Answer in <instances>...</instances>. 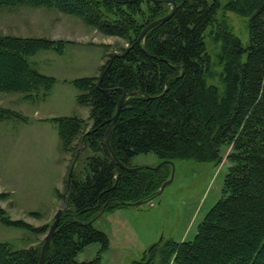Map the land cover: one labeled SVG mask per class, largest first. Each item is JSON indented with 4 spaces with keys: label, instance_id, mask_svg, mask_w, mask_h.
I'll list each match as a JSON object with an SVG mask.
<instances>
[{
    "label": "trees",
    "instance_id": "1",
    "mask_svg": "<svg viewBox=\"0 0 264 264\" xmlns=\"http://www.w3.org/2000/svg\"><path fill=\"white\" fill-rule=\"evenodd\" d=\"M174 6L169 20L135 44L146 25ZM19 7L54 9L128 44L107 56L98 76L69 82L78 92L76 102L89 108L88 130L74 115L47 120L74 164L65 189L67 208L44 264H101L99 254L91 261L75 260L89 244L99 243L101 251L108 247L107 236L91 219L102 210L150 202L170 177L168 164L128 171L134 156L221 163L223 151L229 167L222 198L194 238L154 244L132 264H264V0H227L222 7L244 21L246 45L231 25L218 20L220 0H0V11ZM207 37L217 46L214 56L207 51ZM67 44L0 35V93L22 94L29 102L44 99L55 78L39 73L28 58L41 50L60 54ZM123 93L127 97L108 133L121 168L104 136ZM6 120L25 118L0 107V121ZM0 222L45 232L11 221L1 207ZM42 243L14 249L0 242V264H39Z\"/></svg>",
    "mask_w": 264,
    "mask_h": 264
},
{
    "label": "rangeland",
    "instance_id": "2",
    "mask_svg": "<svg viewBox=\"0 0 264 264\" xmlns=\"http://www.w3.org/2000/svg\"><path fill=\"white\" fill-rule=\"evenodd\" d=\"M226 1L220 0L217 18L231 25L246 45L244 21L232 13H223ZM83 24L75 17L43 7L0 11V34L75 39L74 46L67 45L62 54L41 50L28 58L32 67L56 81L41 102L30 103L22 94L0 93V107L25 118L0 121V207L11 221L20 220L45 230L34 234L0 222V242L14 249L40 244L57 210L67 208L65 186L72 153L61 148L55 125L44 118L75 115L85 121L88 130L89 108L75 101L77 91L68 81L98 76L97 69L109 54L128 47L121 38L87 33L92 31ZM206 44L214 56L217 46L208 37ZM225 158L223 151L221 163L174 161L173 180L161 195L139 206L105 213L92 223L93 228L107 236L108 247L101 251L99 243L89 244L76 255V262L91 261L99 254L101 264H132L140 261L154 244L191 241L205 215L222 198L229 167ZM159 163L153 154L136 155L130 162L132 167L149 168Z\"/></svg>",
    "mask_w": 264,
    "mask_h": 264
},
{
    "label": "water",
    "instance_id": "3",
    "mask_svg": "<svg viewBox=\"0 0 264 264\" xmlns=\"http://www.w3.org/2000/svg\"><path fill=\"white\" fill-rule=\"evenodd\" d=\"M175 11H176V6L173 7L172 11L168 15H166V16L160 18V19L154 20V21L150 22L148 25H146L143 28V30L141 31V33L139 34L138 38L136 39L135 44L140 45V43L142 42L144 36L146 35V33L150 29H152V28H154V27H156L158 25H161L165 21L169 20L173 16V14L175 13ZM100 80H101V77L99 78V82H100ZM126 97H127V94L126 93H123L122 96H121V98L119 99V102H118L117 108H116V112H115L113 118L111 119L110 124H109V126H108V128L106 130L105 136H104V146H105L106 150L109 152V154L111 156V159L114 162V164L116 166H118V167H121V168H124V166L117 160V158L114 156V154H113V152H112V150H111V148L109 146V143H108V133H109L112 125L116 121L117 116H118V114L120 112L121 106H122L124 100L126 99ZM73 164H74V162H72V164L70 165L69 170H68L67 180H66V188H68L69 180H70L71 173H72V170H73ZM165 164H168V165L171 166L170 177H169V179L167 181H165L161 185L160 189L158 190V192L155 194L154 197H157V196L161 195V193L163 192L164 188L167 187L168 185H170V183L173 180L174 166H173V162L172 161H162L156 167H154L152 169H154L156 171L162 165H165ZM141 168L149 169V167H133V168H127V170L130 171V172H136V171H138ZM141 204H142V202H137L134 205L135 206H139ZM61 214H62V209L57 210V212L55 213V215L53 217V221L51 223V226H50L47 234L45 235V237L43 239V243H42V246H41V252H40L39 264H44V257H45L46 251H47V249H48V247L50 245L51 239H52V237H53V235H54V233H55V231L57 229V226H58L59 221H60V218H61ZM102 214H103V210L101 212H99L96 216H94L91 219L90 223L94 222Z\"/></svg>",
    "mask_w": 264,
    "mask_h": 264
},
{
    "label": "crops",
    "instance_id": "4",
    "mask_svg": "<svg viewBox=\"0 0 264 264\" xmlns=\"http://www.w3.org/2000/svg\"><path fill=\"white\" fill-rule=\"evenodd\" d=\"M32 8V7H31ZM47 9V8H46ZM51 10H54V9H51ZM56 11V10H55ZM58 13H61V12H59V11H57ZM61 15H63V13H61ZM64 15H66V14H64ZM68 16H70V15H68ZM72 17H74V16H72ZM76 19H79V18H77V17H75ZM80 20V19H79ZM81 21V20H80ZM83 26H85L87 29V31H89L88 29L90 28V30L92 31V32H87V33H99L98 31H96V30H94V29H92L91 27H89V26H87L86 24H83ZM87 33H85L84 35L86 36V35H88ZM101 34V33H100ZM0 35H3V36H11V37H19V38H44V39H49V40H59V41H63V42H69L70 44H67V45H73L72 43H73V41L75 40H65V39H58V38H56V39H51V38H47V37H25V36H17V35H11V34H0ZM67 45H65L64 46V48H63V50H62V52L60 53V54H62L63 52H64V50H65V47L67 46ZM74 46V45H73ZM91 46H93V45H91ZM90 46V47H91ZM95 46H98V45H94L93 47H95ZM92 47V48H93ZM86 50V49H85ZM51 52H54V51H51ZM54 53H56V52H54ZM56 54H58V53H56ZM100 59H101V57H100ZM100 64V63H99ZM103 65V64H102ZM102 65H100V67L97 69L98 71H100V68H101V66ZM34 69H35V67H33ZM37 70V69H36ZM38 71V70H37ZM39 72V71H38ZM39 73H41V72H39ZM41 74H43V73H41ZM43 75H45V74H43ZM96 75V74H95ZM48 76V75H47ZM52 77V76H51ZM83 77H95L94 75L93 76H83ZM54 78V77H53ZM77 78H82V77H77ZM77 78H74V79H77ZM74 79H72V80H74ZM72 80H70V81H72ZM70 81H68V83L70 82ZM78 93V92H77ZM77 96V95H76ZM76 96H75V101H76ZM35 102H37V103H39V102H41V99H38V100H36V101H34V103ZM31 103V102H30ZM71 116H73V115H71ZM75 116V115H74ZM60 117H63V116H60ZM51 118H56V117H51ZM51 118H44V121L45 122H49V121H47L48 119H51ZM130 208V207H129ZM125 209H127V208H125Z\"/></svg>",
    "mask_w": 264,
    "mask_h": 264
},
{
    "label": "bare ground",
    "instance_id": "5",
    "mask_svg": "<svg viewBox=\"0 0 264 264\" xmlns=\"http://www.w3.org/2000/svg\"><path fill=\"white\" fill-rule=\"evenodd\" d=\"M17 119H20V118H17Z\"/></svg>",
    "mask_w": 264,
    "mask_h": 264
}]
</instances>
